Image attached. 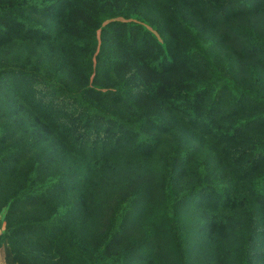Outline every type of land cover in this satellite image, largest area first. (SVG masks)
Listing matches in <instances>:
<instances>
[{
    "label": "trees",
    "instance_id": "obj_1",
    "mask_svg": "<svg viewBox=\"0 0 264 264\" xmlns=\"http://www.w3.org/2000/svg\"><path fill=\"white\" fill-rule=\"evenodd\" d=\"M4 243L264 264V0H0Z\"/></svg>",
    "mask_w": 264,
    "mask_h": 264
},
{
    "label": "rangeland",
    "instance_id": "obj_2",
    "mask_svg": "<svg viewBox=\"0 0 264 264\" xmlns=\"http://www.w3.org/2000/svg\"><path fill=\"white\" fill-rule=\"evenodd\" d=\"M5 86H11V87L17 88L19 90L21 88L30 89L33 86L34 89H36L38 92H42L44 90L42 85H35L30 80H27V81H24V80H12ZM35 97H36V94H35ZM45 104H47V102H45ZM202 201L205 202V203H208V204H213V203L217 202V198L213 194H206V195H204V198H203ZM13 263H14V261H13Z\"/></svg>",
    "mask_w": 264,
    "mask_h": 264
},
{
    "label": "crops",
    "instance_id": "obj_3",
    "mask_svg": "<svg viewBox=\"0 0 264 264\" xmlns=\"http://www.w3.org/2000/svg\"><path fill=\"white\" fill-rule=\"evenodd\" d=\"M0 264H14L10 247L7 243L0 247Z\"/></svg>",
    "mask_w": 264,
    "mask_h": 264
}]
</instances>
